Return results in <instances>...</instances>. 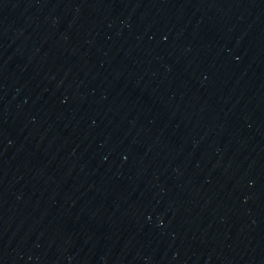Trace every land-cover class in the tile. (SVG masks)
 Listing matches in <instances>:
<instances>
[{
    "label": "water",
    "instance_id": "1",
    "mask_svg": "<svg viewBox=\"0 0 264 264\" xmlns=\"http://www.w3.org/2000/svg\"><path fill=\"white\" fill-rule=\"evenodd\" d=\"M220 75L264 163V0H174Z\"/></svg>",
    "mask_w": 264,
    "mask_h": 264
}]
</instances>
